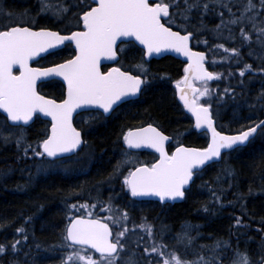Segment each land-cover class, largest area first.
<instances>
[{"label": "trees", "instance_id": "16d2710c", "mask_svg": "<svg viewBox=\"0 0 264 264\" xmlns=\"http://www.w3.org/2000/svg\"><path fill=\"white\" fill-rule=\"evenodd\" d=\"M77 3L78 0H66L75 12ZM246 3L247 0H176V6L170 5L174 23L168 21V25L190 32L193 48L207 54V68L220 73L207 84L210 95L199 97V102L211 105L216 129L229 135L264 120V71L259 70L264 69V44L260 49L255 44L257 37L264 41V33L258 31L264 29V10L256 7L244 14L247 17L257 13L254 20L231 22L233 15H241ZM254 3L259 5L260 0ZM190 4L194 6L189 9ZM225 4L231 7V13ZM185 9L187 14L181 15ZM51 28L60 29L54 23ZM241 28L252 39H245ZM233 47L239 49V54L228 51ZM118 54L117 66L124 71L141 75L137 65L145 66L146 80L141 95L137 100L121 104L108 118L96 119L97 112L83 113L94 117L81 125L80 115L77 116L74 125L81 130L84 143L75 155L60 163L50 165L46 162L48 158L33 154V150L40 151L38 141L47 133L45 127L37 124V119L36 124L24 128L25 140L17 145L15 136L20 134L19 128L6 125L0 115V128L13 133L8 142L0 137V244L5 248L13 242L9 237H16V230L22 229L19 240L25 237L28 240L33 235L38 254L41 246L60 238L74 196L98 190L108 194L104 192L111 188L108 180L123 178L135 164L132 160L120 168V174L113 172L117 162L124 160L127 150L123 132L129 128L151 123L171 136L174 145L206 146V135L193 131L190 118L175 97L174 87L183 76L184 65L171 57L145 63L142 51L130 43L120 46ZM72 56L71 47L66 46L52 54L48 62L52 65ZM245 64H251L252 68L241 74L239 70ZM41 65L47 64L42 61ZM38 90L42 95L62 99V88L57 82L43 84ZM28 143L32 147L25 154ZM162 219L166 255L177 251L191 260L201 254L205 257L212 254L219 256L222 264H234L238 249L247 253L251 264H264L261 259L264 257V128L245 146L223 154L219 163L195 174L187 198L174 204ZM184 225L195 237L188 247L176 239ZM23 231L25 237L21 236ZM217 241L220 247L213 252L211 246Z\"/></svg>", "mask_w": 264, "mask_h": 264}, {"label": "snow or ice", "instance_id": "6c2138e0", "mask_svg": "<svg viewBox=\"0 0 264 264\" xmlns=\"http://www.w3.org/2000/svg\"><path fill=\"white\" fill-rule=\"evenodd\" d=\"M55 3L59 7H56L52 0H40L39 11L45 14L51 11L57 18H62L70 10L69 5L62 0H55ZM170 5L176 6V0H78V11L73 13V16L76 23H82L83 27H78L68 34H62L61 31L50 27L29 26L27 22H16L13 19L0 23V109L3 110L4 123L12 124L20 130V134L15 136L17 145L25 140L24 127L33 120L34 114L45 113L51 117L50 132L38 141L42 150H33V154L41 158H51L46 160L50 165L60 163L65 154H72L84 143L81 130L73 124L75 110L98 111L85 107L97 105L104 113H109L114 110V106H119L118 102L141 91V85L146 80L143 64L137 65L141 75L125 72L115 65L107 71L101 68L102 57L111 59L118 56L117 41L120 38H134L139 41L146 48L147 56L172 49L188 58L185 75L176 81L177 86L181 88L180 99L183 100L184 106L195 114L196 126L207 125L212 134L211 142L206 148H190L179 144L170 152L165 147L169 137L160 128L151 123L143 128H129L123 134L124 142L129 147L124 153V160L117 162L113 170L115 174H120V168L134 159L128 154L133 147L148 145L159 153V158L154 162L139 163L123 176L124 184L133 196L155 194L161 200L184 197L185 186L190 185L194 175L200 171V166H206V162L221 157L222 149H231L237 142L247 141L256 133V125L231 136L217 131L210 111L211 105L200 103L197 93L199 97L209 96L207 81L220 73L209 71L204 64L205 53L195 51L189 46V37L192 35L190 32L175 31L162 19L168 18L169 22L174 23ZM193 6L190 4L188 8ZM225 7H228L231 13V7L227 4ZM256 7L264 10V0H260L259 5L255 4L254 0H247L241 15H233L231 22L236 23L245 18L254 20L257 13L253 12L247 17L244 14ZM204 8L207 11L208 5L205 4ZM187 11L188 9L182 10L180 14L186 15ZM11 15L9 13V16ZM31 23L34 25L35 20ZM258 31L264 33V29ZM240 32L245 39H252L251 34L244 28H241ZM230 38L235 39L231 34ZM66 40L75 42L74 56L49 67L33 66L34 57L41 53L47 54L49 50L55 51L56 46ZM261 43L264 44V41ZM228 51L239 54V49L235 47L229 48ZM14 66H18V70H14ZM251 68V64H245L239 71L243 74L245 69ZM190 75L202 80L204 87L197 89L195 84L190 83ZM56 76L62 77L67 85V93L63 99H53L42 95L38 90V82H44L42 78L51 79ZM182 81L192 89V98L181 86ZM259 127L264 128V121L260 122ZM12 135V132L5 133L0 128V137H3L4 142H8ZM31 147L28 143L25 154ZM75 207L76 204L71 205V208ZM105 207L109 208L110 205L106 204ZM68 216L69 222L62 240L64 246L76 250L69 251L61 264H118L117 258L126 247L121 238L125 237L128 231L127 224L113 237L112 229L99 218L91 219L81 215L73 217L71 211ZM127 216L125 209L122 219ZM236 223L239 224L240 221L237 220ZM141 227L149 236H153L152 246H146L144 251L158 254L162 259L157 264H213V260L215 264H222L220 257H213L212 254L208 257L201 254L191 260L183 258L177 251L166 255L161 249L167 245L162 240H155L152 225L142 224ZM189 231V227L184 225L182 231L176 235L178 243L185 247L190 246L195 239ZM18 244L19 241H13V250ZM224 244L227 245L228 241H224ZM85 245H91V249L85 251ZM211 247L214 252L220 247V242L217 241ZM5 250V245L0 244V253ZM92 250H97L99 256L94 257ZM234 256V264H251L246 252L237 249ZM261 259L264 260V257ZM129 264L135 262L129 261Z\"/></svg>", "mask_w": 264, "mask_h": 264}, {"label": "flooded vegetation", "instance_id": "af4514ba", "mask_svg": "<svg viewBox=\"0 0 264 264\" xmlns=\"http://www.w3.org/2000/svg\"><path fill=\"white\" fill-rule=\"evenodd\" d=\"M40 0H0V23H4L5 19H16L17 22H27L29 26L35 27H50L54 23L60 29L62 34H68L71 31L80 28V24L76 23L75 18L72 15L64 16L63 20H55L51 18L50 11L48 14L39 11ZM14 12H18L15 14ZM9 13L12 15L9 16ZM35 20V24L31 23ZM66 46H72L70 44L63 45L60 49H64ZM58 50V51H60ZM56 51V52H58ZM54 52V53H56ZM54 53H49L45 57L39 59L38 62L33 63L38 64L42 61L49 66L48 60ZM46 61V62H45ZM41 65V64H40ZM106 70V69H105ZM49 83V82H48ZM47 84V83H45ZM61 85V84H60ZM62 88V99L64 97V89ZM91 115H80L81 125L88 119H92ZM96 119L108 118L99 113L96 115ZM37 119V122H35ZM31 125L38 124L45 127L46 132L50 127L49 123L36 118ZM91 121V120H90ZM30 125V126H31ZM29 126V127H30ZM127 132V131H125ZM123 132V134L125 133ZM124 140V139H123ZM132 156L137 158L135 165L139 163H152L157 157L151 153L136 152L131 153ZM127 175V173L125 174ZM111 188L104 189L108 191V194H102L98 190L96 193L89 195H79L74 196L71 204L68 205V211H71L74 216L81 215L86 216L91 219L99 218L102 222L107 223L112 229L113 237L119 232L124 224H127L128 231L125 237L121 238L122 242L125 243L126 247L121 251L120 257H118V264H129V261H134L135 264H157V262L162 259L156 253H146L144 248L146 246H152L153 236H149L144 228L141 227L142 224H151L153 228L154 238L157 242L163 241V215L174 205L180 204L187 198V193L192 187V183L188 189L185 190V196L182 200L175 203H163L156 199L150 197L151 195L143 196H133L127 186L124 184L123 178L120 179H110ZM76 204L77 207L71 208V205ZM87 204V206H85ZM110 205L106 208L105 205ZM127 210L128 216L126 219H122L123 211ZM66 222L63 224V231H61L60 238H58L54 243H46L41 246L42 249L39 250L37 254L35 251V237L29 236L28 240L21 238L19 240V231L16 230L15 236H10L13 241H19L18 246L13 250L12 243L5 248V252L0 253V264H61L63 259H66L67 253L69 251H74L72 249L64 246L63 244V233L67 223L69 222V216L65 218ZM135 225V227H133ZM25 237L24 231L21 234ZM164 243V242H163ZM91 247L84 246V250L87 251ZM165 252V248L161 249ZM92 255L98 257L99 253L97 250H92Z\"/></svg>", "mask_w": 264, "mask_h": 264}, {"label": "water", "instance_id": "95a60500", "mask_svg": "<svg viewBox=\"0 0 264 264\" xmlns=\"http://www.w3.org/2000/svg\"><path fill=\"white\" fill-rule=\"evenodd\" d=\"M162 19L165 20V19H167V18L162 17ZM82 27H83V25H82V23H81V28H82ZM190 41H191V36L189 37V46L191 47V43H190ZM128 42L133 43L135 46H137L138 48H140L141 50H143V52H144V60H145L146 62H149V61H151V60H159V59L164 58V57H166V56H170V57L174 58L175 60L184 63L185 65L188 64V62H189V61H188V58L185 57L182 53H178V52H176L175 50H172V49L163 50L161 53H153L152 56H147V55L145 54V53H146V48H145L143 45H141V44L139 43V41H135L134 38H120V39L117 41V47H118V45L121 44V43H128ZM64 43H72V45H73V49H74V52H75V42H74V41H68V40L64 41L61 45L56 46V50L59 49V48H61L62 45H63ZM50 52H53V50H49V51H48V53H50ZM48 53H47V54H48ZM75 54H76V52H75ZM45 55H46V53H41L38 57H34V58H33V62L37 61L39 58H41V57H43V56H45ZM117 61H118V56L115 57V58H111V59H109V58H105V57H102V58H101V67H102V66H106V65L108 66V65H109L110 68H111V67H113V66L115 65V63H116ZM205 63H206V57H205V59H204V64H205ZM14 70H18V66H14ZM184 75H185V71H184ZM42 79L44 80V82L51 81V80H56V81H59L60 83H62V85L64 86V90H65V91H64V97L66 96V93H67V85H66V82L63 81V78H62V77L56 76V77L51 78V79H48V78H42ZM213 79H214V77H212L211 79H209L207 82H211V81H213ZM189 81H190V83H192V84H194V82H196V83H202V82H203L202 80L197 79L194 75H190V77H189ZM44 82H43V83H44ZM39 84H41V83L38 82V85H39ZM181 86L184 87V88L186 89V91H187V92L189 93V95H190V98H192V89H191V88H188V87H187V84H186L185 82H183V81L181 82ZM141 88H142V85H141ZM197 89H198V88H197ZM140 92H141V91H140ZM140 92H138V93L135 94L134 96H131V97H128V98L122 100L121 102H118V105H121V104H123V103H125V102H128V101L136 100V99L139 97ZM175 92H176V99H177L179 105L182 107L184 113H185L187 116H189V118L192 120L193 129H194L196 132H198V133L206 132V133L208 134V143H207V146H208V144L211 142V139H212L211 129H209V128L207 127V125H201L200 127H197V126H196V122H195V114L192 113L190 109H188L187 107H185V106H184V102H183V100L180 99L181 88L177 86V87L175 88ZM85 107H87L88 109H98V112H101L104 116L109 115V114L113 111V110H111L109 113H104L103 110H102V109H99V106H97V105H89V106H85ZM116 107H117V106H114V109H115ZM82 112H87V111H82L81 109H77V110H75L74 113H73V119H74V117H75L77 114L82 113ZM2 113H3V110L0 109V114L2 115ZM2 116H3V115H2ZM35 116H38V117H40L41 119H43V120H45V121H48L49 123H50V121H51V117H50V116H47L45 113H38V115H37V114H34V117H35ZM33 119H34V118H33ZM32 121H33V120H32ZM32 121L28 122L27 125H26L25 127H28V126L32 123ZM20 123L23 124V122H20ZM213 123H214V121H213ZM259 124H260V123H259ZM259 124L256 125V126H257V129L259 128ZM9 125L13 126L12 124H9ZM214 126H215V123H214ZM50 127H51V125H50ZM144 127H145V126H144ZM141 128H143V127H141ZM49 132H50V128H49ZM255 134H256V133L252 134V135L249 137V139H248L247 141H244V142H237V144H236V145H233V147H232L231 149H222V155H223L224 153L228 152V151H231V150L237 148V147L245 146V145H246V144H247V143H248V142H249V141L255 136ZM235 135H236V134H235ZM230 136H231V135H230ZM170 142H171V139L169 138V139L165 142V147H167V145H168ZM207 146H206V147H207ZM127 147H129V146L127 145ZM206 147H205V148H206ZM79 148H80V147H79ZM79 148H78L77 150H74V152H73L72 154H65L64 158H66V157H70V156L74 155V154L79 150ZM190 148H195V147H190ZM41 149H42V148H41ZM141 150L151 151V152L155 153V154L158 156V158H159V153H158V151H157L156 149H154V148H151V147L148 146V145H141V146H139V147H133V150H132V151H141ZM222 155H221V156H222ZM50 159H51V158H50ZM220 159H221V157L213 158V161H212V162H206V166L209 165V164H211V163L219 162ZM204 167H205V166H200V171H201ZM191 182H192V181H191ZM191 182H190V184H191ZM188 187H189V185H186V186H185V189H187ZM152 197H153L154 199L160 201V202H163V203H164V202H170V203H173V202H176V201H178L179 199L182 198V197H181V198H176L175 200H173V199H171V198H168V199H165V200H161V199H160L157 195H155V194H152ZM86 246L91 247V245H86Z\"/></svg>", "mask_w": 264, "mask_h": 264}, {"label": "rangeland", "instance_id": "374dc122", "mask_svg": "<svg viewBox=\"0 0 264 264\" xmlns=\"http://www.w3.org/2000/svg\"><path fill=\"white\" fill-rule=\"evenodd\" d=\"M56 7H59V5L58 4H56L55 3V0H54V2H52ZM71 8V14L73 15V13H75V11H74V8H72V7H70ZM69 8V9H70ZM50 16H51V18H53V19H55V20H57V21H59V20H62L63 18H57L54 14H52V12L50 11ZM10 19V18H9ZM261 41H263V38H260V39H256V41H255V44H256V46H257V48L258 49H260V48H262L263 47V44L261 43ZM136 159L134 158L133 159V161H135Z\"/></svg>", "mask_w": 264, "mask_h": 264}]
</instances>
